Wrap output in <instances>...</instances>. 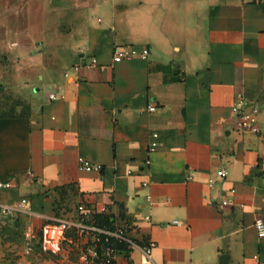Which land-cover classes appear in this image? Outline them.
Segmentation results:
<instances>
[{
    "label": "crops",
    "instance_id": "crops-1",
    "mask_svg": "<svg viewBox=\"0 0 264 264\" xmlns=\"http://www.w3.org/2000/svg\"><path fill=\"white\" fill-rule=\"evenodd\" d=\"M62 2L64 32L51 8ZM48 3L28 23L9 11L2 22L5 36L58 35L64 57L53 77L13 59L30 50L24 38L4 50L18 68L6 82L28 108L0 106V264H82L93 237L76 227L59 252L43 246L44 226L76 221L82 202L139 244L117 264H264V136L239 131L232 111L244 93L264 129V0ZM126 44L150 55L115 62Z\"/></svg>",
    "mask_w": 264,
    "mask_h": 264
},
{
    "label": "built area",
    "instance_id": "built-area-1",
    "mask_svg": "<svg viewBox=\"0 0 264 264\" xmlns=\"http://www.w3.org/2000/svg\"><path fill=\"white\" fill-rule=\"evenodd\" d=\"M149 55L150 48L147 46L139 47L130 44L116 45L114 47L113 59L115 62H120L127 58H147ZM97 64L98 59L93 57L90 65L96 66ZM49 97L51 99L56 98V93H50ZM156 109L157 107L154 104L149 106L150 111H155ZM232 111L235 117L236 128L239 131L264 136V129L259 121L260 106L251 102L244 93L237 94ZM156 136L157 134H154V137ZM150 163L151 161L148 159L146 164L150 165ZM80 168L90 171L100 170L102 167L81 159ZM215 175L217 179H225L228 175V171L226 168H221L217 170ZM213 182L214 180L211 179L210 184ZM144 185H147V183H144ZM9 186L10 184L0 182V187ZM26 203L27 199H22L18 209L23 208ZM232 203V200L224 198L219 203V206L225 207ZM94 213L96 214V211L88 208L86 203L82 202L78 206V219L76 221L61 218L45 225L43 228L44 248L52 253L59 252L66 238V232L73 227H76L80 234L93 237V243H91L82 254V264H117V255L120 252L118 243H124L129 247H140L139 244L129 236L125 226L115 224L112 228H106L99 227L93 223L89 224L87 221ZM255 227L258 236L264 239V220L258 218L255 222ZM152 245L153 244H151V246ZM145 250L150 258L151 251L148 248Z\"/></svg>",
    "mask_w": 264,
    "mask_h": 264
},
{
    "label": "rangeland",
    "instance_id": "rangeland-1",
    "mask_svg": "<svg viewBox=\"0 0 264 264\" xmlns=\"http://www.w3.org/2000/svg\"><path fill=\"white\" fill-rule=\"evenodd\" d=\"M56 2L59 0H55ZM63 1V0H62ZM49 0H0V106L2 114L25 113L28 108V102L22 100L16 94L12 87L14 84L6 82V77L16 75L18 68L12 67L11 57L4 50L12 49L15 43L20 42L19 46H28L30 50L17 52L13 59L28 58L38 59L40 66L35 68L37 74L43 75L45 72L55 77L62 69L60 63L63 59V53L57 50L58 35L52 36H5L4 35V12L9 11L17 14H24L25 22L28 23L30 18L41 14L43 6L48 7ZM53 12L56 14V26L64 32V4H51ZM62 36V35H60ZM50 38V39H49ZM16 47V46H15ZM34 70V68H30ZM9 73V75L7 74Z\"/></svg>",
    "mask_w": 264,
    "mask_h": 264
},
{
    "label": "trees",
    "instance_id": "trees-1",
    "mask_svg": "<svg viewBox=\"0 0 264 264\" xmlns=\"http://www.w3.org/2000/svg\"><path fill=\"white\" fill-rule=\"evenodd\" d=\"M94 218L96 219V221H95V225H97V226H99V227H108V228H112L113 227V221H112V219H109L108 218V223H105V225L104 224H102V223H99L98 222V220L101 218V215L100 214H95L94 215ZM126 246H125V244L124 243H118V248L119 249H124Z\"/></svg>",
    "mask_w": 264,
    "mask_h": 264
}]
</instances>
